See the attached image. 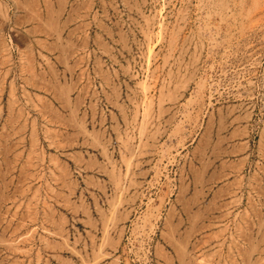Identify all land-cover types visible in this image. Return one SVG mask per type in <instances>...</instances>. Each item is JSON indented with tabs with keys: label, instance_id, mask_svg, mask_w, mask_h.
<instances>
[{
	"label": "rangeland",
	"instance_id": "obj_1",
	"mask_svg": "<svg viewBox=\"0 0 264 264\" xmlns=\"http://www.w3.org/2000/svg\"><path fill=\"white\" fill-rule=\"evenodd\" d=\"M254 2L0 0V264H264Z\"/></svg>",
	"mask_w": 264,
	"mask_h": 264
},
{
	"label": "bare ground",
	"instance_id": "obj_2",
	"mask_svg": "<svg viewBox=\"0 0 264 264\" xmlns=\"http://www.w3.org/2000/svg\"><path fill=\"white\" fill-rule=\"evenodd\" d=\"M253 1L257 2V0H253ZM255 2H254V3H255ZM256 5H257V4H256ZM254 7H255L256 9H258V8H257L258 6H257V7L254 6ZM260 10H261V9H260ZM250 11H251V10H250ZM255 11H256V10H255ZM247 13H248V12H247ZM251 13H252V11H251ZM255 13H256V12H255ZM259 14H260V13H259ZM256 21H257V20H256Z\"/></svg>",
	"mask_w": 264,
	"mask_h": 264
}]
</instances>
